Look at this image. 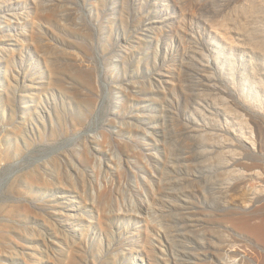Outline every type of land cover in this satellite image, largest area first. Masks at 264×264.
Instances as JSON below:
<instances>
[{
    "label": "rangeland",
    "instance_id": "374dc122",
    "mask_svg": "<svg viewBox=\"0 0 264 264\" xmlns=\"http://www.w3.org/2000/svg\"><path fill=\"white\" fill-rule=\"evenodd\" d=\"M0 264H264V0H0Z\"/></svg>",
    "mask_w": 264,
    "mask_h": 264
}]
</instances>
